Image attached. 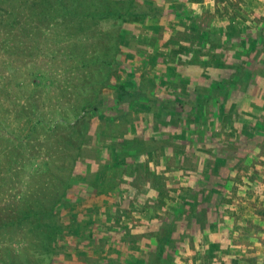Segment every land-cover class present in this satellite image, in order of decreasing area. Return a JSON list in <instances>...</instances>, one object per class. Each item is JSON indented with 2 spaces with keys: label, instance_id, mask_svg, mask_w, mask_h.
Here are the masks:
<instances>
[{
  "label": "rangeland",
  "instance_id": "rangeland-1",
  "mask_svg": "<svg viewBox=\"0 0 264 264\" xmlns=\"http://www.w3.org/2000/svg\"><path fill=\"white\" fill-rule=\"evenodd\" d=\"M181 5L223 31L227 21L264 23V0L0 1V264H151V253L159 254L158 243L171 229L160 264H229L241 250L249 252L241 264H264V132L237 135L264 116V78L232 93L226 120L215 112V122H199L204 139L199 133L195 143L172 138L184 144V159L171 154L168 137L191 139L187 131L197 121L185 133L174 123L161 133L151 114L116 99L127 69L134 67L146 82L168 75L167 59L175 55L170 41L186 30ZM146 8L160 13L129 15ZM124 29L131 39L122 46ZM228 47L226 58H239L236 44ZM154 53L156 64H145ZM189 59L184 54L176 61L178 74L201 85L232 71ZM155 89L165 96L169 88ZM208 135L216 139L215 152L228 156L221 167L224 175L230 171L222 179L227 191L217 198L219 211L197 208L186 219L188 232L175 205L192 187L209 188L202 174L203 150L212 147ZM221 136L230 137L223 151ZM144 139L146 148L139 142ZM72 177L78 182L71 185ZM213 241L218 246L203 259L201 248Z\"/></svg>",
  "mask_w": 264,
  "mask_h": 264
},
{
  "label": "trees",
  "instance_id": "trees-1",
  "mask_svg": "<svg viewBox=\"0 0 264 264\" xmlns=\"http://www.w3.org/2000/svg\"><path fill=\"white\" fill-rule=\"evenodd\" d=\"M45 1L49 2L51 0ZM53 1L64 6V0ZM73 1L78 4L81 3V0ZM108 2L109 5L105 4L104 15L109 13V6L112 1ZM181 6L182 10L179 11L181 15L180 17L183 22H186V30L182 35H178L177 32V35H173L170 41V43H173V45H170H172V51H174L175 55H170L171 57H168L167 62L165 60L167 64L166 68L168 69V75L166 77H159L156 81L155 78H152L153 74L150 72L152 76L151 80L148 78L149 81L146 82L144 79H141L137 73H135L134 67L127 69L129 70L130 74L129 79H125L124 81L116 84V99L120 103L122 102V104L129 103L128 106L130 110H135L144 114H151L154 123L153 128H155L157 131H161V127L162 129H165L169 124L174 123L176 128L180 127V132L182 131V133H185V131L191 126V122L193 123L197 121L198 127L193 131H187L190 133L193 132L191 134V139L189 136V138H183L182 136L184 135L178 136L174 133L170 134L171 136L168 137L172 145L175 146V148L173 147V150L170 151L171 154H177L179 158L184 159V157L188 156V153L185 151L184 144L172 141V138L177 140L179 138L189 139L194 143L197 142V138L204 139L206 131L203 129L201 130L202 133H200V128H202L200 125L202 124L199 122L204 123V121H206L208 118L210 119V122H215L214 117L211 116L213 115L217 117L216 113L218 114L217 118H225L226 120L228 115H225V111L228 107V101H230V98H232V93L236 89L246 90L250 83H253L256 78H264V23L259 26V24L256 22L249 23L248 21L246 24L243 21H239L240 23H238V27L237 25L235 26L231 21H227L226 23H221L222 25H226V28L223 31L216 27L213 22H211V25L210 22L207 24V21L203 20V15H200L201 13L193 14L188 9H186L187 7L184 5ZM132 10L130 11L129 15L135 17L149 15L151 12H155L154 15H159L160 13L158 9L154 11L149 8L143 9L142 11ZM157 11L159 13H157ZM40 12L42 11H35L36 14ZM129 15L125 18H129ZM101 16V14L94 15L96 18ZM148 27L149 26H147V28L144 27L146 30L144 29V31H142L143 37L145 36L144 32L146 31L147 33ZM150 27L154 28L155 26L150 25ZM124 32L130 33L128 29H124L122 33H120L122 38L121 44L122 46H125L126 44L130 45L131 38H129ZM179 32H181V30ZM189 34H192V36H188ZM217 38H220L221 40L218 41ZM233 44H236V50L239 52V58L228 59L226 58V53L223 51H225L226 47H231ZM174 45L176 46L174 47ZM218 48H221V51H218ZM184 54L191 58L188 60L189 62L194 61L197 64L207 66L212 65L215 67L223 66L225 68H231L230 70L232 71L229 73V75L223 74V76L220 78L212 79L210 83L201 85L198 83V80L195 78L193 79V77L186 78L178 74L176 61L182 59V55ZM128 55H130V52H128ZM149 57L148 60L145 61V64H147L146 62L148 61H150L152 64H156L158 59L155 57L158 58L159 56L154 53ZM123 63V60L119 61L120 65ZM123 67L126 68L124 64ZM190 78L192 80H190ZM158 84H163L165 87L169 88L168 93L165 96H161L157 93L155 88L158 87ZM105 100L106 98H101L100 103H104ZM95 107L98 108V104ZM101 116L108 120H113L114 118L111 117L112 115H106L105 113ZM134 127H136V125H134ZM132 129L134 130L133 126ZM242 132L244 133H237V135L241 137L246 135L247 137L256 138V136H258V132H264V116L257 118V121L253 126L245 124L243 126ZM197 133L199 134L197 135ZM194 134L197 135V138L194 137ZM213 137L214 136L212 135L207 136L209 141L206 142V145L209 143L210 146H212L213 140L214 142L216 141V139H213ZM228 140H230V137L227 138L226 136H221V138H218L219 150H224L223 146ZM139 142L144 148H146V145H144L146 143L145 139L144 141ZM255 146V148L259 147L258 144ZM136 151L131 152V154L134 156L138 155V152ZM155 151V149L150 150L151 154H154ZM203 151H205L203 153L205 163L202 174L205 179H209V188L192 187V189L189 191V194L180 195L178 203L175 205V215L180 214L181 221L185 219V224L182 222L180 223L182 224L181 228L183 229V226L185 225L184 227L188 232L189 225L186 219H188L192 213L194 214V211L197 210V208H200V212H203L205 208L207 211H213L215 209L213 213L216 210H220V201H218L217 198L219 196L224 197L227 191L225 190L226 183H222V179H227V176H230L228 175L230 171L227 173V175H224L221 168L222 166H226L228 162L227 155H225V158L223 159L218 152H215L213 146L211 147V150L206 147V149ZM121 152H127L128 154L129 150L125 151L121 149ZM236 155L238 158L237 163H239L242 157L239 156L238 153ZM115 156L120 157V152L118 151ZM182 168L184 169L185 167L183 166ZM152 175H154V177H158L157 175L159 174L156 171ZM170 178L171 175L169 176V179ZM74 182H78V179H74V177H72L71 185ZM59 203L65 206L67 204V200L63 198L59 201ZM197 213L199 212L197 211ZM202 217L205 220V217ZM202 217L198 216L197 219L201 220ZM172 224L174 225L173 222H170V225ZM211 226H213V224H211ZM171 232H173V229L169 230L168 236L162 238L159 241V254H157V252L155 254L151 253V264H160L159 258L168 253L166 249L168 242L171 240ZM210 246L211 247L205 248L203 245L201 251L199 252V256L205 259V257H207L206 253H209V251L212 252L214 247L218 246V242L213 241L211 242Z\"/></svg>",
  "mask_w": 264,
  "mask_h": 264
},
{
  "label": "crops",
  "instance_id": "crops-1",
  "mask_svg": "<svg viewBox=\"0 0 264 264\" xmlns=\"http://www.w3.org/2000/svg\"><path fill=\"white\" fill-rule=\"evenodd\" d=\"M260 198V196L257 198V199H259ZM261 198H264V196H262ZM260 221V220H259ZM259 221H257V222H259ZM260 223V222H259ZM232 250H238V249H232ZM248 250V249H247ZM248 254H249V252H247L246 250L245 251H240V256L241 257H233V256H231L232 258H231V260L229 261V264H241L244 260H247L246 259V256H248ZM259 254H261V253H259ZM258 254V256H259V258H261V256ZM263 254V255H262ZM261 255H262V258L264 257V253H262ZM254 255V254H253Z\"/></svg>",
  "mask_w": 264,
  "mask_h": 264
}]
</instances>
